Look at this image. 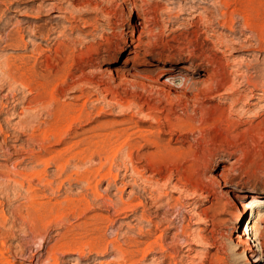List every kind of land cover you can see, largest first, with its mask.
<instances>
[{"label":"rangeland","instance_id":"1","mask_svg":"<svg viewBox=\"0 0 264 264\" xmlns=\"http://www.w3.org/2000/svg\"><path fill=\"white\" fill-rule=\"evenodd\" d=\"M230 7L221 0H0V86L5 70L23 72L30 82L27 90L17 84H13L17 87L14 90L12 85L0 90V100L5 105L3 123L12 135L15 129L19 132L14 131L19 140L8 144L15 150L27 147L30 130L25 129L27 135L23 133L18 121L24 116L19 114L29 106L25 104L29 98L43 91L39 86L46 84L47 103L40 102L45 109L39 102L40 106L34 102L27 106H37L30 110L36 111L30 128H45L56 105L73 110L80 119L79 124H73L72 132L79 135L67 136L66 143L88 139L93 152L99 148L103 159V153L110 162L114 158L107 167L111 165L119 180L129 184L120 192L116 189L121 188L120 182L118 187L109 188L105 181L98 192L112 204L137 194L143 204L134 215L123 217L116 216L108 204L96 205L89 198L93 208L86 215L64 219L66 215L61 223H52V227L32 238L33 242L29 231L23 229L25 225L22 231L20 226L14 227L0 244V252L9 264H52L48 259L53 253L60 256L57 264H111L116 242L125 246L128 238L155 243V252L152 250L142 264L162 263L158 244L166 248V254L173 259L171 264H264V97L254 96L261 93L264 85V50L258 46L256 31H249L242 17L233 12L232 1ZM168 64L176 67L174 73L190 74L192 83L160 89L139 82L140 77L168 74ZM51 77L55 78L46 83ZM28 109L24 114H29ZM147 161L152 165L151 171L144 173L149 182L133 180L131 166L142 170ZM28 164L19 168H39ZM9 167L12 169L11 162L0 155V168L10 170ZM53 172L54 167L48 168L50 176ZM3 180L0 218L10 216L4 227L8 229L12 221L10 207L24 204L25 193L24 188ZM65 184L61 192L52 196L54 200L77 198L84 188L83 184L70 188ZM4 192L5 196L9 193L8 198ZM243 193L249 195L244 204L250 211L247 220L237 222L236 201ZM20 209L23 213V207ZM141 213L145 219L140 218ZM92 214L111 220V224H99L102 239L96 238L102 252H94L87 245L91 225L79 231ZM246 224L253 228L249 239L242 236ZM66 233L81 238L82 252L74 251L78 247L65 250L59 246ZM26 238L25 246L19 239ZM249 247L253 250L249 251ZM19 248L25 255H20Z\"/></svg>","mask_w":264,"mask_h":264},{"label":"bare ground","instance_id":"2","mask_svg":"<svg viewBox=\"0 0 264 264\" xmlns=\"http://www.w3.org/2000/svg\"><path fill=\"white\" fill-rule=\"evenodd\" d=\"M229 1L230 2L232 1V3L234 4L233 12L234 13H238L242 17V19L244 20L245 27L247 29H249V31H252V32L256 31V33L259 36L258 37V41H259V45L258 46H259L260 49L264 50V27L261 26V24H260V22H262L263 25H264V11H263L264 9H262L263 8V5H264V0H221V2H223V4L227 8L230 7V2ZM230 8H233V7H230ZM233 12H231V13H233ZM222 17H224V16H222ZM17 33H19V29L17 30ZM20 41H21L20 42V44H21V43H23L24 40L20 39ZM24 45L25 44L23 43V47H24ZM133 48H135V46ZM226 48H228V47H226ZM65 56H66V54H65ZM45 64H46V62H45ZM5 65L6 66L7 65L9 66V64H7V63H5L4 66ZM168 65H170V66H168V68H169L168 71L169 72H165V73H168V74H164V72H161V73H158L157 76H154L152 78L140 77L141 79L139 80V82L149 83V84L151 83V85L152 84L153 85H156L157 88H160V89L173 88V87H177V85L185 86V85H189V84L192 83V81H193L194 78H192V76H190V74H187V72L186 73H184V72L174 73L175 70H176V67L174 65H172V64H168ZM2 66H3V64H1L0 68H2ZM8 66L6 68H8ZM17 66H19V65H17ZM49 66H51V65H49ZM53 66H51V68ZM30 67H32V66H30ZM17 68H19V67H17ZM2 70H3V68H2ZM4 70H5V67H4ZM15 70H17V69H15ZM34 71H35V69H34ZM52 72H55V71H52ZM2 73H3V77H2L3 84L0 86V90H4V88H6V87L8 88L10 85H12V88L14 90V89L17 88V87H14L15 84H17L18 86L24 87L23 90L26 89L25 87H27V88L30 87V84H29L30 83L29 82V76H26L23 72L22 73H17L16 71L15 72H11L10 70H7V71L5 70V71H2ZM54 78L55 77H51L50 80H48L46 83L50 82ZM41 82H43V81H41ZM35 83H37V82H35ZM59 83H61V82H58L56 84H58V86H59ZM246 83H248V82H246ZM46 86H47L46 84L45 85H40L39 86V89H42L43 88V91L38 92V96L37 97H34L33 96L32 99L29 98L30 100L28 99V103L26 102L25 104L26 105L29 104V106L27 105L28 107H31L30 104L33 103V102L36 103V105L37 104L39 105L40 102L46 104L47 103V102H45L46 101V99H45L46 92L44 90V89H47ZM156 86H154V87H156ZM10 88H8V89H10ZM13 90L11 89L10 91L12 92ZM21 91H22V89H21ZM11 92H9V90H8V93H11ZM34 92H36V91H34ZM250 92L253 93L252 90H250ZM13 94H15V93H13ZM21 94H24V93H21ZM31 94H33V93L31 92ZM6 95H8V94H6ZM48 95H50V93ZM56 95H59V94H56ZM255 95H257V97H259V98L264 97V85L261 88V93L259 92V93L254 94V96ZM29 96H31V95H29ZM240 97H241V95H240ZM6 98H8V97L6 96ZM12 99H10V100H12ZM23 99H24V97H23ZM44 99H45V101H44ZM54 99H55V96H54ZM244 99H246V98H244ZM58 100H60V99H58ZM37 102H39V103H37ZM48 103H50V102H48ZM51 104H54V102H51ZM4 106H3L2 100H0V155H1V157L4 158V160L6 159V160H9L11 162L12 169L10 167H9L10 170H3V168H0V180L4 179L3 181L6 180L9 183L10 182H13V183L16 184L15 186H18L21 189L24 188V192L23 193H25V196H24L23 199H25V202H22L24 204H22L20 206H16V207L11 206L10 207V212L9 213L11 214V220L12 221H9V223L10 222L11 223H10V226L8 225L9 226L8 229H6V228L4 229V227H6V225L8 224V220L6 218H9L10 216L9 217L7 216L6 218L4 216H1V218H0V244H4V241L9 238L10 233H11L10 230L12 228L14 230V227H18L19 228V226L21 227L22 225L23 226L25 225V227L23 228L24 231L25 230H28L31 239L32 238L35 239L34 237H36L38 235L40 236L41 232L43 230H45L47 227L49 228L50 225L52 227V223H55V224H56V222L57 223L58 222L61 223L60 220H63L62 218H64L66 215H68V216H66L64 219H66L67 217H70L69 215H78V216L80 215L81 217H83L84 215H86V213H88L89 208H91V209L93 208V207H90L92 205V203L89 200V198L92 199V201L96 202L95 203L96 205H97V203L98 204H101V205L108 204L107 206H110L109 208H112L113 211H116L115 212L116 213L115 214L116 216H118V215L123 216V217L132 216V215L135 214V211H136L137 208L143 206V204L139 200V197H138L137 194H135V195H131L130 194L131 197H130V199L128 201H124V200L121 199L120 200V203L118 202V204H115V202H114V204H112L111 203L112 201H110V200L108 201L109 203L106 202L108 199H105V196L101 195L100 192H98V187L100 186V184L102 185V183L105 182V181L107 182L106 185L109 188L110 187H116L117 184L120 182L121 188H116L120 192H123L124 190H126V188L129 186V184H128V182L119 180V174L118 173H115L112 170V166L111 165H109V167H107V162L111 163L112 161H115L114 158L110 162V161H108V159L105 156L106 153L105 154L103 153L104 158H105V159H103L102 158L103 156L101 155L102 152H103V150L102 149H99V148L96 149V151L93 152L91 150V143H90V141L88 139H86V138L85 139H82L81 138L79 140L73 139V141L66 143L67 136L74 135V136H77L78 137V135H79V134H76L75 132L74 133L72 132L73 129H74L73 128V124H75L77 122L78 118H79V116L74 115L75 113H73V110H71V109L70 110L69 109H65V107H63L64 105L63 106L56 105L55 110L54 109L52 110L50 122H48V124L46 123L47 125H45L46 126L45 128L42 127L43 129L36 130L37 127L34 128V127L31 126V128H30V126H29V125H32V122H34L33 121L34 120V116L32 115V113H36V111L32 112L30 110L31 109L33 110V107H35V106L33 105L31 109L30 108L28 109L27 106L24 108V109H26V110L28 109L30 111V112L28 111L29 114H24L23 111H26V110H24L22 108L23 110L22 111L20 110L21 112H20V114L19 113L18 114H19V116H22V114H23L24 117H20L21 119H20V121H18L19 122V125H21L24 128V130L27 129V130H30V131H29V133H27L28 134V136H27L28 138L26 137L28 140L25 138L27 140V142H28L27 145H26L27 147H20L19 148L20 150L16 147L18 150H15V147H13V145L11 146V144L9 145L8 142H11V141L14 142L15 139H17L19 137L18 135H16L14 137L15 132H18V130L15 131L16 129L14 128L15 129L14 130L15 132L13 131L14 135H12L11 133H9V131H8L9 129L7 130L6 124L3 123V121L5 119L3 120L1 118L2 116H4V114H2L3 110L5 111V107ZM41 106H40V108L43 109V106H45V105H42L41 104ZM48 106L46 105V107H48ZM72 106H73V104H72ZM36 108H37V106H36ZM51 108H52V106H51ZM74 108H76V111H78L77 110V107H74ZM44 109H45V107H44ZM39 111L40 110H38L37 113H39ZM45 111H43V112H45ZM28 112H26V113H28ZM46 113H47V111H46ZM36 115H38V114H36ZM40 115H42V114H40ZM38 117H39V115H38ZM77 123L79 124V122H77ZM39 125H40V123H39ZM41 126H43V125H41ZM74 126H76V124ZM28 127H29V129H28ZM9 128H10V126H9ZM12 129L13 128H11V130ZM24 130H23V133L26 132V130L25 131ZM95 130H96V128H95ZM19 131H20V129H19ZM18 134H19V132H18ZM21 134H22V132H21ZM11 136L14 137V138H12ZM18 140H19V138H18ZM74 140H76V141H74ZM22 144H24V143H22ZM59 145H66V146H65V148H63L61 150H54L53 149V148H55L54 146H59ZM104 145H106V144L104 143ZM21 146H24V145H21ZM95 148H96V146H95ZM110 150H109V152H111ZM99 152H101V154H99ZM16 154H18V156ZM96 157H97V162H96ZM131 159H132V157H131ZM149 162L150 161H147V164L142 168V170H140L137 166H134V165L131 166V168L129 170V174H131V175L134 176V179L133 180L139 179V182H141V180H146V181L149 182V180H148L149 178L144 175V173L149 172L152 169V165L150 164L151 162L150 163ZM25 163H27V164L28 163L35 164L36 166H39V168L38 169H34L35 167L32 168L33 167V165H32L31 168L34 169V170L29 169V170H31V171H29L26 168L28 171H23L21 169L23 168L22 165L23 164L25 165ZM112 164H113V162H112ZM130 165H131V163H130ZM21 166H22V168L20 169L19 167H21ZM24 167H26V166H24ZM50 167H54L55 168V173L53 172L54 174L51 175V176L48 174V168H50ZM119 170L120 169H118V171ZM124 172H126V171H124ZM124 175H125V173H124ZM131 175H130V177H131ZM57 181H59V182H57ZM2 183H4V182H2ZM65 183L67 184L68 188L72 187L75 184H83L84 185V188L81 191V193L78 192V195L79 196L77 198H71V199H67V200L65 199L64 202H58V201H56V199L54 200L53 197H54V195H57V193L61 190L60 187H62L63 184H65ZM3 186H5V185L3 184ZM12 187H14V184H13ZM20 188H18V190ZM1 189H2V187H0V190ZM3 191H4V189H3ZM11 191H12V188H11ZM15 191H17V189H15ZM5 192H7V190ZM5 192L3 193V195L5 194ZM9 192H10V190H9ZM13 192H11V193L13 194ZM7 194L9 195V193H6V196L5 195L4 196L8 198ZM17 194H19V193H17ZM50 196L51 197L53 196V197L50 198ZM15 197L16 196L13 197L14 200H15ZM248 197H249V195L246 196V194H244V193L238 195V200L236 201V206H235V208L237 210V214H236V221L237 222L238 221H243L244 219L247 220L246 219L247 218L246 215H247V212L250 211V208H247L246 209L245 204H244V201ZM7 198H6V200H8ZM46 198H48V199H46ZM44 199H46V201ZM20 207H23V209H24V212L23 213H22ZM113 216L114 215H112L111 218ZM140 218L141 219L142 218L145 219V215L143 213H141ZM86 221H87V219H86ZM88 221H89V223L86 222V224L88 223L87 225L84 223L85 226H82V228L80 227L79 231H82L86 226L88 227L89 225H91L92 228H93L91 230L92 231L91 232L92 234L90 233V236L91 237H89V238L87 237L89 240L87 241L88 244L87 243L86 244L94 252H95V250L96 251H99V252L100 251L102 252L103 248H101V246H100L101 244L98 245V243H97L98 242L97 241L98 238H101L102 239V237H101V235L99 233L100 232L99 226L101 225L100 223H104L105 224V222L106 223L108 222V224L110 222V224H111V220H110V218L108 216H104V215H101V214H92V216H90L88 218ZM115 222L116 221H114V222L112 221L113 224ZM148 222H149V224H152V226L155 225L151 221H148ZM104 227H106V226H104ZM23 229L21 227V231ZM249 230H253V228H250L249 225L246 224V227H245V229H244V231L242 233V236H246V238L249 239V236H250ZM67 231H68V229H67ZM85 231L87 232V230H85ZM140 231L141 232H139V230H138V233H140V234L143 235L142 230H140ZM73 233H66V235H62V237L60 236L63 239V242H61V244H59V246H62L63 249L65 248V250H66V248L67 249L69 248V249L72 250L73 247H74V249L76 247H78L74 251H78V252L81 251L82 252V250H80L81 247H82V244L80 242V239L81 238L80 239L78 238L79 240L76 239L74 237V234ZM77 233L78 232H76V234ZM116 234H118V233H116ZM83 236L85 237V235H82L81 237H83ZM97 236H98V238H96ZM144 236H145V234H144ZM42 237H41V239H43ZM141 238H142V236H141ZM33 239H32L31 242H33ZM136 239H137V236H136ZM19 240H20V243H22V245H25V243L28 242V241H26L27 238L24 239V240L23 239L22 240L19 239ZM105 240H106V238H105ZM100 242H101V240H100ZM151 242L146 243V241H140V240L139 241H136V240H134V238H133V240L131 238H128V241L125 244V246H122V245L118 244L119 242L118 243L116 242V245L114 246V249H115V252H116V256L114 257L115 259L111 262V264H142V262L144 260H146L147 257L152 253V250L155 252V249H154L155 243H153V242L151 243ZM239 242H240V239H239ZM239 242L237 241L236 244L241 245V243H239ZM83 243H85V242H83ZM160 243L162 244V242H160ZM244 243L247 244V242H244ZM41 244H42V242H41ZM79 244H80V246H79ZM114 244L115 243L111 244V246L114 245ZM30 245L31 244H28V246H30ZM242 245H243V243H242ZM158 247H159L158 250L159 249L161 250V251L159 250L161 252V256L160 257L162 258V260H161L162 263L161 264H165L168 261H169L168 264H171L172 261H173V259L171 258L170 255H167L166 254V251L164 250L166 248H163L159 244H158ZM261 247H264V244H261ZM52 248L54 249V247H52ZM83 248H84V246H83ZM249 248H250L249 251L250 250L251 251L253 250L252 247H249ZM20 249L21 248H19V253H20V255L21 254L23 255L24 250H20ZM29 249H31V248L29 247ZM56 249H57V246H56ZM47 250H49V249H47ZM91 250H89V251H91ZM94 252H92V253H94ZM71 253L74 254L73 251H71ZM108 253H109V251H108ZM49 254L50 253H48V255ZM99 254L101 255V253H99ZM24 255H25V253H24ZM58 258L53 253V254L50 255V257H49L48 260H51L52 264H57ZM6 260L7 259L0 252V264H9L10 262H7ZM175 261H176V259H175ZM249 262L256 263V261L255 260H252V259H249ZM106 264H110V263L107 261ZM174 264H175V262H174Z\"/></svg>","mask_w":264,"mask_h":264}]
</instances>
